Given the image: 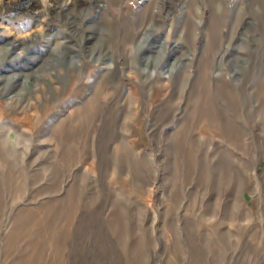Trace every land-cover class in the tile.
Listing matches in <instances>:
<instances>
[{
	"label": "rangeland",
	"instance_id": "rangeland-1",
	"mask_svg": "<svg viewBox=\"0 0 264 264\" xmlns=\"http://www.w3.org/2000/svg\"><path fill=\"white\" fill-rule=\"evenodd\" d=\"M70 1L0 0V264H173L176 228L202 264H264V0ZM213 12L221 46L205 59ZM231 29L235 110L215 77L196 83L201 70L216 73ZM13 39L31 53L23 46L10 60ZM202 101L225 109L239 140L199 117ZM181 141L200 170L180 166ZM219 163L239 186L199 179L202 164ZM70 191L72 207L61 202ZM114 206L128 223L122 237ZM213 226L224 234L221 261L206 245Z\"/></svg>",
	"mask_w": 264,
	"mask_h": 264
},
{
	"label": "bare ground",
	"instance_id": "bare-ground-1",
	"mask_svg": "<svg viewBox=\"0 0 264 264\" xmlns=\"http://www.w3.org/2000/svg\"><path fill=\"white\" fill-rule=\"evenodd\" d=\"M78 1L79 0H71L70 2L71 3L73 2V4L71 6H77ZM39 5L41 6V4H39ZM255 6H256V4H255ZM30 7L31 8L33 7V9L35 8L36 11L34 13H35L36 17L42 15L43 12H44L43 10H39V9L37 10L38 4H35V5H33V3L28 4V5L25 6V9L27 10ZM191 13L193 15H195L196 11L194 12V8L191 9ZM254 15L255 16H260V13H257V11H254ZM214 17L216 18V16L214 15V12H213V16H212V19L210 21V24H209V26L207 27V29L205 31V37H206L205 38V47H204V55L205 56H203L205 59L209 58L211 56L212 52L215 51L218 47L221 46L222 33H221V31H219L218 23H217V21H216V19ZM192 19H193L192 17H190V18L188 17L187 22H191L192 23ZM241 22L242 21H240L238 19L237 25H239ZM239 31L241 32V29ZM236 34H237V31L235 29H231L230 36H229V38L227 40V46L226 45L224 46L226 48L222 52V54H221V56L219 58L220 60H218L219 67H218L216 73L212 72V74H210L209 71L204 72V71L201 70L199 75H198V77H197V81H196V83L198 85H200L201 83H205V82L209 83V78L210 77H213V78L215 77V79H216L215 81H217V83L219 84V85L217 84V96L220 99H223V100L226 101V104H227L226 109L230 108L232 110H235V109L240 107V101H239L240 94L238 93L240 91V89H239V87H237L235 85L233 86L232 83H230L226 79L228 76H227L226 68L224 67V63L226 61H229V58H230L231 55L233 56V50L230 51L231 50L230 48L234 47V46H237L236 43L239 40H238V38H236ZM11 43H12V46L10 47L11 49L8 50L7 56L12 61L15 60L14 58H16V59H17V57L19 58L21 56L20 55L21 53H23V52L24 53L25 52L26 53H31L30 51H32V47L31 48L25 47L22 42H20V41L17 42L16 39H13ZM23 46H24V48H23ZM20 48H23V49L20 50L21 51L20 54L18 52H15V51H17ZM227 52H228V54H227ZM188 66H186L185 70L188 72V74L191 75V71L189 69V68H191V63H189ZM146 69L149 70L151 74H154L157 71L156 64L154 65V68H151L149 66V64H146L145 67H144V70H146ZM175 70H176L175 67H172L171 71H169V69H165V71H163L162 74L164 75V77L165 76H170L173 72H175ZM213 70H216V68L213 69ZM257 72L258 71L255 69V70L251 71L250 73H248L249 75L246 74V76L249 77V78L254 77V75ZM157 73H158V71H157ZM234 77H235V75L232 77V80H234L236 78V77L235 78ZM205 84H207V83H205ZM202 89H203L202 91H206L207 87L204 86V87H202ZM244 106H243V108H244ZM4 110H5L4 104L0 103V115L4 112ZM196 111L199 112V117L201 119H203L205 121L207 120V121H209L212 124L219 123L221 125V127L224 129L225 134H227V136L229 138H231V140H235V139L239 140V137L241 136L239 130H231V128H230L231 122L226 118L225 109L222 108L219 104H217L214 101H212V102H203L202 101L200 104L196 105ZM177 146H178V152L183 157V159L181 160L180 166L182 168H185V170L187 168V174H189L194 169L200 170L199 168H200V164L201 163L192 154H190V152L188 154V152L185 151V142L181 141ZM183 149H184V154H183ZM130 154H131V151L128 148H124L123 147L122 150L119 151V156L120 157H128V156H130ZM128 165H129V168L131 169V161L129 162ZM54 170H55L54 174H56L57 171H59L56 168ZM199 179L202 182H205L207 180L215 181L217 184H221L224 187L225 186L229 187V186H232V185H235V184L237 186L240 185V179H237L236 172L234 170H232L229 166H223L220 163L218 165L212 166L211 169L207 165H203L202 164L201 171H200V174H199ZM216 189H218V188H216ZM73 194H75V193L72 192V191L68 192L65 195V197L61 200V202L62 203H66V202L70 203L71 207H72V205L75 202L74 199H73ZM52 215L54 216L55 214H52ZM111 215H112L111 222H116L117 223L116 227L113 228V231H114V233H117L120 237H122L123 232L125 231L126 227L128 226V223L126 222V219L124 217L123 211L119 207H117V206L115 207L114 206ZM224 215L228 216V212H225ZM83 216H84V214H83ZM80 218H81V216H80ZM52 221H54V220H52ZM212 231H213L214 235H213L212 238H210L209 240L206 241V245L209 247L208 248L209 249V251H208L209 255H211V256H213L215 258L216 257L219 258L220 254L222 252V248L224 246V244L222 245V242H223V239H224V234L222 232H220L221 230L218 231L217 229H215L214 226H213ZM183 232H184V230H180L178 228L173 229L172 244H171V247H170V251H171V253L173 255L172 257L174 259V263L173 264H180L181 263L180 257L181 256H185V255L187 256L188 254H190V258H189L188 264H202L203 254L201 253V250H200L201 248L196 244V241L194 240V238L191 235H187L186 238L183 237L184 238L183 239L182 238ZM143 242L144 241L139 240L138 244H137V247L141 251H144ZM224 248H225V246H224ZM217 258H216V260L221 261L220 258L219 259H217Z\"/></svg>",
	"mask_w": 264,
	"mask_h": 264
}]
</instances>
